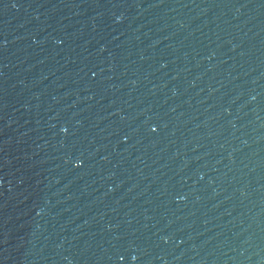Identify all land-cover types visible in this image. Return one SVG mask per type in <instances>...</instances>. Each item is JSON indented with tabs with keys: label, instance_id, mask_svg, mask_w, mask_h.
Returning a JSON list of instances; mask_svg holds the SVG:
<instances>
[{
	"label": "water",
	"instance_id": "obj_1",
	"mask_svg": "<svg viewBox=\"0 0 264 264\" xmlns=\"http://www.w3.org/2000/svg\"><path fill=\"white\" fill-rule=\"evenodd\" d=\"M0 264H264V0H0Z\"/></svg>",
	"mask_w": 264,
	"mask_h": 264
}]
</instances>
